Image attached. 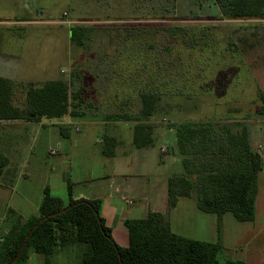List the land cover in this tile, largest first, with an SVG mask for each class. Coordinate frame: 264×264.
Here are the masks:
<instances>
[{"label":"rangeland","instance_id":"rangeland-1","mask_svg":"<svg viewBox=\"0 0 264 264\" xmlns=\"http://www.w3.org/2000/svg\"><path fill=\"white\" fill-rule=\"evenodd\" d=\"M73 28L85 32L84 45L72 39ZM0 77L10 78L17 93L28 82L55 79L72 83L73 92L95 87L101 89L103 101L97 93L85 99H92L96 111L143 119L142 97L120 102L112 95L120 81L133 82L156 94L150 120L167 129L171 123L187 122H238L256 129L264 124L259 114L264 95V19H225L214 0H0ZM24 99L18 93L15 104L20 106ZM55 128L35 126L23 137L15 136L16 144L27 148L29 155L13 159L0 178L2 227L20 226L27 220L22 216L31 213V199L46 181L58 196H69L70 165L56 142L47 140V131ZM176 157L184 172L178 147ZM259 180L261 221L264 174ZM144 183L146 196L171 220L176 234L209 242L216 234L222 236L224 216L219 219L200 210L197 191L181 198L176 210H171L163 170L154 184L147 179ZM229 215L234 222L224 227L231 243L219 261L237 256L248 258L249 264H264V253L255 254V245L246 243L261 237V226L257 230L253 223ZM237 226L243 228L241 235ZM117 233L124 247L128 231L126 236L121 229ZM239 236L245 242L236 241ZM81 254L82 248L76 246L58 260L52 258V263L76 264ZM40 257L44 259L38 264H45V256Z\"/></svg>","mask_w":264,"mask_h":264},{"label":"trees","instance_id":"trees-1","mask_svg":"<svg viewBox=\"0 0 264 264\" xmlns=\"http://www.w3.org/2000/svg\"><path fill=\"white\" fill-rule=\"evenodd\" d=\"M220 14L228 20H263L264 0H214ZM84 31L72 30V39L84 45ZM72 83L63 80L28 82L20 86L25 96L15 104L18 93L11 79L0 77V122L60 121L66 117H82L76 111L83 103V90L74 93ZM156 94H144L143 119H134L133 143L137 149L155 145L156 124L151 122ZM260 116L264 118V95L261 96ZM117 120L129 121L126 117ZM175 130L177 147L183 156L184 172L167 180L168 204L175 208L181 198L199 193L198 207L221 219L232 214L242 223H253L259 194V178L263 172V158L250 141L248 126L242 123L169 124ZM107 142H114L107 138ZM8 159L0 152V178ZM39 215L14 226L0 235V264L16 259L30 231H33L22 255L14 264H25L31 253L45 256V264L68 249L82 248L76 264H245L242 261L221 263L222 246L194 240L173 232L170 220L160 212L147 218L128 219L129 246L120 247L100 215L99 200H74L69 184L67 202L44 190ZM70 209L53 217L48 216Z\"/></svg>","mask_w":264,"mask_h":264},{"label":"crops","instance_id":"crops-1","mask_svg":"<svg viewBox=\"0 0 264 264\" xmlns=\"http://www.w3.org/2000/svg\"><path fill=\"white\" fill-rule=\"evenodd\" d=\"M62 74L64 75L65 72L62 71ZM117 86L118 89H114L112 95L120 102L138 101L144 94L150 93V90L145 86L141 87L139 84L133 82L128 84L125 81H120ZM82 90L84 103L76 109V111L82 113V117H66L60 121L45 120L40 123L26 121L0 122V152L8 159V164L4 168L2 176H4L6 169L13 159L22 160L26 154L29 155L27 148L16 144L15 136L23 137L25 133L30 132L35 126L56 127L55 129L47 131L49 132L47 134V140L49 142H56L60 153H62V156L66 158L70 165L69 182L73 185V199L76 201L99 200L101 202L100 215L105 220L106 226L112 230V236L116 243L122 247L123 244L120 238L116 236V233L117 230L121 229L123 235L126 236V232L128 231L125 226L126 220L147 218L151 212L162 213V210L154 205L152 198L146 196L147 186L145 187L144 180H150L154 184L157 177L161 174V169L166 180L171 175L183 174L182 167H179L180 165L178 166L179 159L176 157V133L174 132L175 130L167 129L161 125L160 122L152 121L157 126L155 130V145L137 149L133 143V129L136 124V122L132 121L134 118L126 114L104 113L102 110H99V112L96 111L92 99L86 100L85 95L97 93L99 95L97 99L103 101L101 89L85 87ZM76 92L78 91H74V93ZM88 110L92 112L88 113ZM116 117H126L130 120H117ZM248 129L252 147L257 148L261 144L264 145V124L256 129L248 126ZM39 132L41 133V131ZM98 137L99 139L96 141L100 146L95 142V138L97 139ZM107 138L113 139L114 142L105 141ZM52 151L56 150H51V154ZM261 155L263 158V172L260 175L264 174V156L262 151ZM20 176H23V174H20ZM48 187H50L53 195H59L58 193L52 192L51 187L53 185L50 181L44 182L37 196L31 199L33 200L31 213L22 216L23 219L26 220L39 215V207L45 196L44 190ZM167 193L168 188L165 196ZM59 197L62 198V196ZM68 198L69 196L62 199L68 201ZM176 208L177 206L170 209L176 210ZM262 218L264 219V215ZM233 220L234 218L229 214L224 215L222 236L216 234V238L210 241L211 243H218L222 246L223 249L220 254L224 253L229 248L228 244L231 243L227 241L228 231L224 226H226V223L227 225L232 224L234 222ZM259 221L256 202V216L253 224L257 230L261 226L260 228L263 232L259 235L261 237L246 241L250 246L251 244L255 245V248L252 249V252L255 254L264 253V237L262 238V235H264V220H261L262 222ZM1 225L2 222L0 220V235L8 234L15 226L11 223L4 227ZM215 229L217 230V219ZM219 230L221 231V228ZM237 230L240 231V235L243 233L242 227L238 229L237 226ZM238 239L245 242L240 236L236 238V241ZM128 246L129 232L128 243L123 248ZM244 250H247L249 253L247 246ZM60 254L55 256L57 260ZM40 255L31 253L29 260L25 264H38L40 260L44 259ZM236 257L232 258L230 256L228 260H225V263L228 261H242L245 264H249L248 258L238 259Z\"/></svg>","mask_w":264,"mask_h":264},{"label":"water","instance_id":"water-1","mask_svg":"<svg viewBox=\"0 0 264 264\" xmlns=\"http://www.w3.org/2000/svg\"><path fill=\"white\" fill-rule=\"evenodd\" d=\"M71 207H69V208H67V209H65V210H63V211H61V212H58V213H55V214H52V215H50V216H48L47 218H49V217H53V216H55V215H58V214H60V213H62V212H65L66 210H68V209H70ZM46 219V218H45ZM45 219H42L31 231H30V233L27 235V237H26V240H25V242H24V244H23V246H22V250H21V252L19 253V255L16 257V259L14 260V261H12L11 263H9V264H14L15 262H17V260L20 258V256L22 255V253H23V250L25 249V246H26V244H27V241L29 240V238H30V236H31V234L33 233V231L39 226V224L40 223H42ZM122 264V263H121Z\"/></svg>","mask_w":264,"mask_h":264},{"label":"built area","instance_id":"built-area-1","mask_svg":"<svg viewBox=\"0 0 264 264\" xmlns=\"http://www.w3.org/2000/svg\"><path fill=\"white\" fill-rule=\"evenodd\" d=\"M264 145L261 144L259 145L257 148H255L259 153H261V151H263ZM164 152V150H163ZM52 154H56V151H52Z\"/></svg>","mask_w":264,"mask_h":264}]
</instances>
